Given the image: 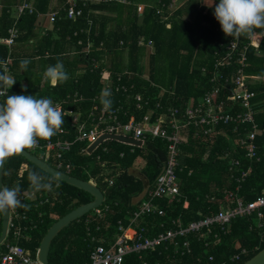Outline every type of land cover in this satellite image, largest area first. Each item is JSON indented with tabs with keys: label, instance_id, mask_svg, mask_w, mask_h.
Here are the masks:
<instances>
[{
	"label": "trees",
	"instance_id": "16d2710c",
	"mask_svg": "<svg viewBox=\"0 0 264 264\" xmlns=\"http://www.w3.org/2000/svg\"><path fill=\"white\" fill-rule=\"evenodd\" d=\"M22 1L32 5L33 12H25L17 20L12 19V7ZM68 1L0 0V39L7 37V30L13 20L17 22L18 28V35L11 47L0 44V61L11 56L9 75L16 80L12 88L8 89V95H36L37 98L59 100L76 92L86 101L67 105L66 109L80 111L85 118L93 105L99 109L102 107L100 93L104 88L100 73L105 70L111 85L108 88L112 93L111 109L122 104L127 114L126 117H119L122 122L132 117L139 120L148 113L154 117L161 113L152 111L156 102L163 107H182L210 88L206 75L209 74V66L221 56L231 39L219 29L221 26L212 17L213 10L209 7L210 3H205L206 0L177 2L173 10L169 5L174 0H129V5L80 0L86 1V6L83 15L74 21L64 18L61 11ZM136 4L144 6L141 15L136 11ZM51 6L59 10V18L51 29L39 32L41 27L38 28L40 23L37 15L47 14ZM87 20L91 21L90 26H87ZM74 33L77 36H73ZM258 36H255L246 54L245 74L261 77L264 74V40ZM78 41H81L80 45ZM140 41L143 45L138 44ZM87 44L90 46L88 53L85 52ZM256 48L260 51H255ZM23 59L31 61L27 70L21 67ZM58 61L63 63L70 78L52 87L43 73L47 66L55 65ZM94 64L98 65L96 69L93 68ZM202 67L208 69L207 73L201 72ZM237 67L233 63L230 69H222L221 75L235 74ZM116 82L126 85L129 92L115 91L113 86ZM252 89L257 93L255 123L260 132L255 144L260 161L245 158L244 152L237 150V133L243 135L249 129L247 125H241L237 133L232 132L231 126H219L210 137L204 138L194 137L193 130H188L189 134L180 146L179 168L176 171L180 195L170 200H155L164 215L145 218L151 228L148 235L161 232L160 225L164 229L169 228L171 219H179L186 226L192 221L214 215L221 203L233 205L234 199L226 200L229 195H225V192L238 195L248 202L264 194V83L253 85ZM136 93L143 98H150L153 105L146 107L143 112L135 111L132 96ZM127 96L130 98L127 99ZM5 98L3 96L0 103ZM65 125L69 129L68 124ZM82 146L86 145L76 143L65 159L74 168L71 173L73 177L105 190L104 202L112 207L105 221L110 231L92 232L97 236L89 237L91 232H86L88 227L84 223L85 217L73 221L52 240L47 253L48 264H83L92 248L100 243L101 236L106 237V243L109 244L107 241H112L113 232H117V222L124 219L127 211L137 207L131 202L144 191L142 178L146 180L147 186H151L166 158V145L159 139L148 138L143 147H135L132 152L124 148L121 142L112 139L102 142L87 155L79 153ZM103 147L107 148V154L101 153ZM227 152L230 158H237L241 162L240 169H251L238 192H234L235 184L229 178L227 160L222 159ZM98 154L101 157L97 160L95 157ZM137 158L144 162L141 176L131 171ZM29 171L42 175L46 181L52 180L23 157L14 155L4 164L3 185L12 187L18 183L22 191L32 190L28 180ZM112 180V185L108 186ZM37 193V201L44 200L42 205L34 209V203H24L27 208H20L28 216L23 224L38 223V213H42V221L37 229L19 244L33 258L52 224L76 207L92 201L88 193L63 182H60L59 189L53 187L50 192ZM205 196L212 197L213 201L207 200ZM184 201L189 203L187 209L182 207ZM252 225V217L239 218L225 228V233H219L217 243L210 236L209 247H204L197 236H189L191 253L173 256L174 247L165 244L143 255V261L145 264H202L212 256L218 263L226 261L240 247L246 248L248 254L235 264H243L264 249V241L258 231L251 228ZM165 246L167 250H164ZM141 263L135 255H129L124 260V264Z\"/></svg>",
	"mask_w": 264,
	"mask_h": 264
},
{
	"label": "built area",
	"instance_id": "2783aa9c",
	"mask_svg": "<svg viewBox=\"0 0 264 264\" xmlns=\"http://www.w3.org/2000/svg\"><path fill=\"white\" fill-rule=\"evenodd\" d=\"M91 3H117L121 5L131 4L129 0H90ZM214 1H211L209 7L212 6ZM219 3L216 0L211 7L213 10L212 17L214 16L215 6ZM86 6V1L69 0L68 5L61 11L63 17L67 20H75L83 15V8ZM173 3L169 5L170 9H176ZM136 11L139 15L143 12L144 6L141 4L135 5ZM1 9V5H0ZM14 14L11 15L12 19L17 20L25 12L31 14L33 6L22 1L21 4L14 5ZM37 18H43L49 26L52 25L59 18V10L50 11L47 14L37 15ZM13 20L12 25L7 30V37L0 39V44L11 47L15 43V38L18 35L17 22ZM217 21V20H216ZM218 22V21H217ZM219 23V22H218ZM43 25V24H42ZM91 25V21L87 20V26ZM221 29V28H219ZM83 32L82 30H80ZM260 35L258 38L264 40V29L257 30ZM73 36H77L74 33ZM255 37L248 38L241 36L239 38H232L226 44L223 53L219 58L214 60L210 65L209 74L206 67L201 68L202 73H207L210 88L206 90L197 99H190L188 103L182 107L168 106L163 107L159 102L154 104V110L161 111L159 115L152 117L151 113L143 114L139 120L130 118L127 122H122L119 117H126V111L123 109L122 104L117 107L105 110L103 106L99 109L98 106L93 105L87 112L84 118L80 111H70L66 109L67 105L79 104L86 101V99L74 92L67 95L64 99L52 100L54 105L58 106L62 111L66 112L67 116L64 117L65 123L62 126V131H58L49 140H41L37 138V144L32 148H26L27 152H35L36 157L51 166L52 168L70 175L73 170L72 165L65 159V155L69 153L76 143H83L86 146L80 148L81 155H87L89 147L95 143L101 136H123L130 139L138 140L143 143L146 139H159L166 145V158L163 163L159 175L156 177L151 189L147 192V199L141 202L140 206L132 212L130 225L138 222L144 217L158 216L162 217L164 211L155 205L156 199H172L178 197L179 182L176 177V171L179 168V154L180 146L185 140V134L190 129L194 132V137H210L219 126H231L232 132L237 133L238 128L242 126H249V129L240 135L237 133L236 144L238 151L244 152V157L254 159L255 162L260 161L258 147L255 144L257 134L260 132L255 123V115L257 113L255 100L257 93L252 89L253 85L257 83H264V74L261 77L245 74L247 69L246 54L253 45ZM78 45L81 41H78ZM120 44H122L120 42ZM139 45H143L140 41ZM101 45V44H100ZM147 47H150L147 45ZM89 44L86 46L85 52L89 51ZM259 48L255 51L259 52ZM8 74H10V66L12 58L10 55L4 60ZM235 63L238 67L235 74L230 76H222V69H230L231 65ZM98 65L94 64L93 68ZM3 70V67H1ZM101 83L104 89L111 87L110 80L105 70L100 73ZM119 79V78H118ZM117 79V81H119ZM115 91H120L127 94L129 89L126 85L117 83L113 86ZM10 89V88H8ZM7 89V91H8ZM131 89V86H130ZM3 96H0V99ZM130 96H127L129 99ZM92 102L94 100H91ZM133 109L135 111L144 110L146 107L153 105L150 98H143L140 94L136 93L132 96ZM163 112V113H162ZM72 131V135H70ZM263 131V130H262ZM261 131V132H262ZM110 139H104V141ZM236 150V151H237ZM132 152V151H131ZM102 154H107V148L101 149ZM40 155V156H38ZM122 154H120V157ZM101 154H98L95 159H99ZM222 159L227 160L226 166L229 178L235 184L234 192L241 189L242 182L247 178L251 169H240L241 162L237 158H230L229 153H225ZM54 163V165H51ZM113 181L108 182L111 186ZM232 192V191H231ZM229 195L226 200H233V205L221 203L217 212L212 216H206L201 219L192 221L184 226L179 219H171L169 222L170 227L164 229L160 225L161 232L156 235H148L145 227H139L130 239L122 231L120 224H118L119 236L107 248L103 245H97L89 252L88 262L85 264H124V260L129 255H135L141 264L143 255L153 251L156 247L165 244L172 245L174 250L173 256L179 257L187 255L190 252L189 236H197L198 241L209 247L211 241L208 240L212 237L214 243L218 241L220 232L225 233L226 227L233 221L239 218H253V225L251 228L257 230L264 241V194L259 196L252 202L245 201L238 195L226 193ZM209 201H213L212 197L205 196ZM22 202L35 201V193L33 191L22 192ZM225 200V201H226ZM44 200L38 202L37 205H42ZM189 203L184 201L182 207L187 209ZM36 207V206H35ZM110 206L107 204L100 205L92 210L97 218L101 217L104 213L110 212ZM14 214L13 218L16 221L20 219L18 210L11 211ZM250 228V230H251ZM9 229H14L13 238L17 241L22 237V228L15 223H9ZM26 230V229H24ZM218 230L217 233L214 231ZM93 241V239H91ZM167 250V246L164 247ZM248 254L246 248H237L236 251L228 257L226 261L215 263L212 256L207 258V261L202 264H235L239 262L244 256ZM0 264H40L36 258L31 257L30 253L25 249L18 246L16 243H10L6 246L4 253L0 254Z\"/></svg>",
	"mask_w": 264,
	"mask_h": 264
},
{
	"label": "clouds",
	"instance_id": "9594fccd",
	"mask_svg": "<svg viewBox=\"0 0 264 264\" xmlns=\"http://www.w3.org/2000/svg\"><path fill=\"white\" fill-rule=\"evenodd\" d=\"M214 16L225 36L252 38L260 35L258 29H264V0H219L214 9ZM30 62L28 59L21 60V67L27 70ZM0 67H3L0 71V96L6 97L3 103H0V163H2L6 158L34 147L37 138L49 140L58 131H62L64 117L67 114L54 105L50 98L8 95L7 89H11L16 80L8 74L5 61H0ZM43 76L52 87L65 83L70 78L60 61L47 66ZM111 96L110 89H102L100 103L105 110L112 107ZM28 180L34 192L52 191L53 181H46L45 177L35 171H29ZM55 186L58 188L59 183L57 182ZM21 196L22 190L18 183L12 187L2 186L0 214L27 208Z\"/></svg>",
	"mask_w": 264,
	"mask_h": 264
},
{
	"label": "water",
	"instance_id": "95a60500",
	"mask_svg": "<svg viewBox=\"0 0 264 264\" xmlns=\"http://www.w3.org/2000/svg\"><path fill=\"white\" fill-rule=\"evenodd\" d=\"M104 139H112V140H116L122 143L138 145V146L141 145V142L138 140L130 139V138L123 137V136L105 135V136L99 137V139L89 147V151H92L93 149H95L97 145H99ZM15 155H19L23 157L25 160H27L28 162L33 164L35 167H37L40 171L51 176L52 178L57 179L78 190L86 192L92 197L91 202L76 207L75 209H73L72 211H70L69 213L61 217L60 219H58L47 230L46 234L44 235V237L42 238L40 242L38 250L36 251L37 252L36 260L40 264H48L47 253H48V249L50 247L52 240L67 225H69L70 223H72L73 221L79 218H82L83 216L88 214L90 211L102 205L104 201V196L101 190L97 188L95 185L89 182L77 179L73 176H70L68 174H65L63 172H60L52 168L51 166L43 162L41 159H39L35 155L30 154L26 150H24L22 153H17ZM8 158H6V160ZM6 160L0 163V188L4 186L2 178H3V168H4V164ZM10 213L6 212L5 214H1L0 245L3 244V242L5 241L7 237L9 221H10ZM243 264H264V249L259 251L257 254H255L252 258H250Z\"/></svg>",
	"mask_w": 264,
	"mask_h": 264
},
{
	"label": "crops",
	"instance_id": "0c3cea01",
	"mask_svg": "<svg viewBox=\"0 0 264 264\" xmlns=\"http://www.w3.org/2000/svg\"><path fill=\"white\" fill-rule=\"evenodd\" d=\"M54 5V4H53ZM51 11H54L55 10V8H54V6H51ZM10 14L11 15H13L14 14V9L10 12ZM38 21H39V23H40V25H38V28H40V30H39V32H44L45 30H49V29H51V26H49L46 22H44V19L43 18H40V19H38ZM43 24V25H42ZM189 134V132L188 133H186L185 134V136L186 135H188ZM102 142H104V140L102 141ZM101 142V143H102ZM100 143V144H101ZM122 143V142H121ZM164 143V142H163ZM99 144V145H100ZM123 144V146H124V148H126V149H129V151L131 152L133 149H135V147H143L144 146V142L143 143H141V145H132V144H126V143H122ZM98 146V145H97ZM97 148V147H96ZM94 150V149H93ZM89 152H91V151H89ZM143 166H144V162L142 161V159L141 158H137L136 160H135V162L132 164V166H131V171L133 172V173H135L136 174V176H141V174H140V172H141V168H143ZM72 172H74V168H73V170L71 171V173ZM71 173H70V176H72L71 175ZM51 177V176H50ZM177 177V176H176ZM52 178V177H51ZM142 178V177H141ZM143 179V182H144V185H143V187H144V191L141 193V194H139V195H137L136 197H134L133 199H132V202L131 203H133L134 205H135V207L136 208H133V209H131V210H129V211H127V213L125 214V216L123 217L124 219L123 220H119V221H122V222H117V232L115 233V232H113V236L111 237V239H112V241H107V242H109V244H107L106 243V240H107V238L105 237H102L101 236V239L99 240L100 241V243H98V245H103L104 246V244H105V247L107 248L108 246H110L113 242H114V240L119 236V231H118V224H120V226H121V228H122V231H124V234H125V236L127 237V241L128 242H131V238L133 237V234H134V232L136 231V230H138L139 229V227H145L146 229H147V232H149V231H151V228H150V226L149 225H147V221L145 220V218H147V217H144L143 219H140L138 222H136V223H133V224H131L130 225V219H131V216H132V212L135 210V209H137L139 206H140V204H141V202L142 201H144L145 199H147V192L151 189V187H152V185H153V183H152V185L151 186H147V183H146V180L144 179V178H142ZM52 181H53V187H54V189H59L60 188V182L61 181H59V180H57V179H54V178H52ZM113 181V180H112ZM59 183V187L57 188L55 185H56V183ZM90 183V182H89ZM92 184V183H91ZM97 187V186H96ZM98 188V187H97ZM101 190V189H100ZM25 191H32V190H23L22 192H25ZM34 192V191H33ZM101 192L103 193V196H104V201H105V199H106V195H105V190H101ZM35 193V201L34 202H30V201H24L23 203H34V209H36V207L38 208L39 207V205H37L38 204V202L39 201H37V198H38V193L37 192H34ZM47 199H49V197L47 196ZM39 200V199H38ZM103 201V204H105V202ZM108 205V204H107ZM155 205H157L158 207H159V205L158 204H156V202H155ZM36 206V207H35ZM110 206V212H111V210H112V207H111V205H109ZM114 206H115V204H114ZM15 210H18L19 211V213H20V219H19V221H16L14 218H13V216H14V214H12V213H10V221L11 222H13V223H15L17 226H19L20 225V227L22 228V237L19 239V240H15L14 238H13V233H14V229H9V227H8V233H7V237H6V239H5V241L3 242V244H1L0 245V254H2V253H4L5 252V250H6V246L8 245V244H10V243H16L18 246H19V244H20V242H21V240H23V239H25V238H28L29 236H30V234L33 232V231H35L36 229H37V226H39V224L41 223V217H42V213L40 212V213H38V223H33V222H29V223H27V224H23L25 221H27L28 220V216H27V214H25L24 212H23V210H21L20 208H18V209H15ZM110 212H107V213H104L101 217H99V218H97L96 216H95V214L92 212V211H90L88 214H86L85 216H83V217H85L84 219V223H85V225H86V227H88V228H86V232H87V234L88 233H90L91 232V236H89V237H92V235L94 236V237H96L97 235V233H101V231H103V230H109L110 231V226L108 225V224H106L105 223V221H107L106 219H107V217H109V214H111ZM154 217V216H153ZM0 220H1V214H0ZM10 221H9V223H10ZM31 221V220H30ZM89 228L91 229V230H89ZM24 229H26V230H24ZM49 229V228H48ZM92 229H94V230H92ZM11 230V231H10ZM9 232H10V234H9ZM92 232H95L96 234H92ZM1 233V232H0ZM38 250V249H37ZM28 252V251H27ZM36 254H37V252H36ZM36 254H35V257L34 258H36ZM89 256V255H88ZM88 262V258H87V261L85 262V263H87ZM85 263H83V264H85Z\"/></svg>",
	"mask_w": 264,
	"mask_h": 264
},
{
	"label": "rangeland",
	"instance_id": "374dc122",
	"mask_svg": "<svg viewBox=\"0 0 264 264\" xmlns=\"http://www.w3.org/2000/svg\"><path fill=\"white\" fill-rule=\"evenodd\" d=\"M177 2H178V3H179V2H180V3H184V2H186V0H179V1H178V0H174L173 5L176 6V5H177V4H176ZM205 3L209 4V3H211V1L206 0ZM31 153H32V154H36L35 152H31ZM38 156H40V155H38Z\"/></svg>",
	"mask_w": 264,
	"mask_h": 264
}]
</instances>
